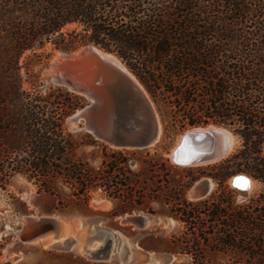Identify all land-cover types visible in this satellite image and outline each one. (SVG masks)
<instances>
[{
  "label": "trees",
  "instance_id": "16d2710c",
  "mask_svg": "<svg viewBox=\"0 0 264 264\" xmlns=\"http://www.w3.org/2000/svg\"><path fill=\"white\" fill-rule=\"evenodd\" d=\"M90 44L122 59L165 130L232 129L241 147L212 178L224 183L244 172L263 190L242 204L222 194L188 201L193 180L173 183L172 167L159 154L147 162L144 181L131 170L136 153H105L96 177L66 125L84 99L45 86L35 71L52 52ZM16 175L50 196L61 182L86 207L93 188L122 195L113 217L142 210L138 190L149 181V198L171 207L191 235L165 242L191 241L194 249L143 240L142 249L192 255L203 264L198 246L213 242V251L236 264H264V0H0V189Z\"/></svg>",
  "mask_w": 264,
  "mask_h": 264
},
{
  "label": "rangeland",
  "instance_id": "374dc122",
  "mask_svg": "<svg viewBox=\"0 0 264 264\" xmlns=\"http://www.w3.org/2000/svg\"><path fill=\"white\" fill-rule=\"evenodd\" d=\"M56 52V51H55ZM52 52L48 58H43L41 64L35 68L36 72L40 73V80L45 86L52 85L48 82V76L45 73L46 66L54 58ZM156 106V105H155ZM157 109V107H156ZM158 111V110H157ZM69 116L66 120L68 130L72 134H77L75 137L79 144L77 149L78 157L87 162L95 171L96 177H99L102 170V162L105 160V153L112 154L113 152L123 153H136L134 156H129L131 164V170L134 173H139L141 181L146 178L147 162H152L150 158L155 154L162 155L165 160H168V164L172 167L173 183H177L179 180L191 181L192 185L187 190L185 196L188 201H200L209 198L213 194H222L224 196H231L236 204H242L247 202L252 196L260 193L263 190V184L257 180H254V187L251 192H240L230 184V179L237 174H248L244 172H238L231 174L225 182L214 180L212 174H216L220 169V164L225 162L231 155L237 152L241 147V140L236 136L232 129L223 127L229 130L235 137L236 142L233 151L225 158L212 164H208L200 167H180L173 164L170 161L169 154L174 147L179 137L186 131L192 128L206 127H187L183 130L172 127H168L165 130L162 123V131L159 142L152 147L136 150V149H119L112 148L105 142L96 140L91 134H89L82 124H78L76 129L69 121ZM160 117V116H159ZM161 120V119H160ZM89 136V137H87ZM231 165V164H230ZM234 167L230 170L232 171ZM250 177V176H249ZM210 180L213 183V188L210 189V194L200 200L189 199V191L200 180ZM147 185H141L138 190L143 199L141 206L142 210H134L132 213L120 214L113 217V213L121 209L122 195L120 198L114 196L112 193L103 191L102 188H93L89 193L88 207L84 204L72 200L69 196L70 190L67 186L58 182L59 194L56 196H50L43 192H39L38 188L29 182L26 178L16 175L14 176L10 184L5 190L0 189V263L1 264H117L116 259L112 253L107 261L92 262L87 260L81 253L76 251H61L50 247L49 244L33 242L23 243L17 239L16 233L21 226V220L26 216H49L58 218L61 222L63 235L71 237V235H86L87 227L80 228L79 223L84 220L101 219L99 223L100 228L108 231V236L111 239L110 244L112 249L119 248V255L123 256L126 253L124 248L128 242H135L140 247V242L143 240L146 246H153L158 248H167V246H175L176 248H186L189 250L194 249L191 241L189 243H181V240L177 245H172L165 241H169L172 238H184L190 239L191 235L188 234L186 225L177 221L171 216V207L165 206L153 199H150V194L153 195L150 190V182L147 181ZM236 189V190H235ZM154 214H152V213ZM130 215H144L152 218V220L159 219L158 222H150L146 229L140 230L132 225L124 224L125 217ZM9 227V228H8ZM11 227V229H10ZM130 228V230H128ZM10 231V232H9ZM187 233V235H185ZM98 239L103 241L105 234L103 232L92 231L89 236H97ZM47 242V241H46ZM45 243V244H44ZM100 242L97 244L99 245ZM212 243L200 242L198 248L202 249L205 253V258L201 260L203 264H236V260L225 257L222 254L213 251V247L210 248ZM141 248V247H140ZM142 249V248H141ZM144 250V249H143ZM146 251V250H145ZM168 255H174L177 260L172 264H195L196 258L192 255H175L169 252H159Z\"/></svg>",
  "mask_w": 264,
  "mask_h": 264
},
{
  "label": "water",
  "instance_id": "95a60500",
  "mask_svg": "<svg viewBox=\"0 0 264 264\" xmlns=\"http://www.w3.org/2000/svg\"><path fill=\"white\" fill-rule=\"evenodd\" d=\"M56 52L57 57L47 64L45 73L50 84L62 87L84 99V105L69 118L76 129L80 128L78 124H82L93 138L119 149L141 150L159 142L162 123L156 106L145 87L116 53L105 51L94 44L75 51ZM199 136L203 134L188 135L187 131L184 132L175 150L184 159L189 160L188 163L182 164L171 158L170 161L182 167L187 166L190 159L198 157V152L189 154L191 148L199 147L204 150L206 143L211 139L209 137L197 143L195 138ZM212 155L213 153L208 151L203 160ZM193 161L195 159L191 162ZM242 177L245 176L234 175L231 185L239 189L234 181ZM209 184L208 179L200 180L192 187L198 190V196L194 200L203 199L210 194ZM158 220L144 215H130L125 217L123 223L143 230L150 222ZM100 222L101 219L81 221L79 227H87L86 235L73 234L66 237L58 218L26 216L16 236L23 243L52 241L50 247L61 251L79 252L92 262L107 261L112 253L114 257H118L117 264H172L177 260L174 255L145 251L135 242H128L124 247L125 255L120 256L119 248L112 249L109 232L100 228ZM92 231L97 234L98 231L103 232L105 239L101 241L98 235L89 236Z\"/></svg>",
  "mask_w": 264,
  "mask_h": 264
},
{
  "label": "bare ground",
  "instance_id": "6f19581e",
  "mask_svg": "<svg viewBox=\"0 0 264 264\" xmlns=\"http://www.w3.org/2000/svg\"><path fill=\"white\" fill-rule=\"evenodd\" d=\"M54 55H55L54 57H57L58 53L55 52ZM193 133L203 134V136H199L198 138L197 137L195 138V141L197 143H200V142L208 139L209 137H211V139L208 143H206V145H205L206 147L204 148V150L202 148H199V147L191 148V150H190L191 152L189 154L192 155L195 152H198V154H197L198 157L190 159L191 161L195 159V161H193V162L190 161V163L187 164V166H182L184 168L185 167H190V168L191 167H200V166H205L208 164L216 163V162L220 161L221 159L227 157L234 149L236 137L229 130H227L223 127L209 125V126H206L204 128H202V127L192 128V129H189L187 131L188 135L193 134ZM182 135L179 137L178 141L176 142L174 147L171 149L169 158H171V160H174L176 162L185 164L184 162L188 163L189 160L184 159L182 155H179V153H176V151H175L177 146L179 145V143L181 141ZM109 145L112 148H116L112 144H109ZM208 151H211L213 153V155L210 158H208L207 160L206 159L203 160V158L206 156ZM242 175L245 176L242 178L246 179L249 182L250 187H248V188L239 187V189L238 188H236V189L239 190L240 192H243V193L245 192V194H246V192L249 193L253 189L254 181L249 176H247L245 174H242ZM238 179L239 178H236V180L234 181L235 185H236V181ZM231 182H232V178L230 179V184H231ZM212 188H213V183L210 181L209 190ZM188 194H189L188 195L189 199L194 200L198 196V190L197 189H191ZM23 220H24V218L21 220V223L23 222ZM10 229H11V227H10ZM43 241L49 245L52 242V241L46 242V240H37L35 242H38V243L42 242L43 243Z\"/></svg>",
  "mask_w": 264,
  "mask_h": 264
},
{
  "label": "snow or ice",
  "instance_id": "6c2138e0",
  "mask_svg": "<svg viewBox=\"0 0 264 264\" xmlns=\"http://www.w3.org/2000/svg\"><path fill=\"white\" fill-rule=\"evenodd\" d=\"M236 186L237 187H244V188H248L250 187V184L249 182L244 179V178H239L237 181H236Z\"/></svg>",
  "mask_w": 264,
  "mask_h": 264
}]
</instances>
